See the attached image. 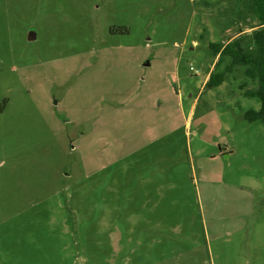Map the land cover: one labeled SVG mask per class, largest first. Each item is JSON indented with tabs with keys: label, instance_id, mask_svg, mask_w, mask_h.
<instances>
[{
	"label": "rangeland",
	"instance_id": "rangeland-1",
	"mask_svg": "<svg viewBox=\"0 0 264 264\" xmlns=\"http://www.w3.org/2000/svg\"><path fill=\"white\" fill-rule=\"evenodd\" d=\"M258 28L249 0H0V264H264L258 83H205Z\"/></svg>",
	"mask_w": 264,
	"mask_h": 264
},
{
	"label": "trees",
	"instance_id": "trees-1",
	"mask_svg": "<svg viewBox=\"0 0 264 264\" xmlns=\"http://www.w3.org/2000/svg\"><path fill=\"white\" fill-rule=\"evenodd\" d=\"M249 9L254 21L259 22V28L253 32L254 49L246 48L242 39H235L227 43H210L209 46L214 50L216 56L219 55V58L206 87H217L225 81V73L215 70L221 66L226 57H231L230 70L234 65L247 67L245 71L247 76L258 83L256 89H247L245 94L259 98L262 104L261 108L248 110L245 118L250 122H264V0H249Z\"/></svg>",
	"mask_w": 264,
	"mask_h": 264
},
{
	"label": "crops",
	"instance_id": "crops-1",
	"mask_svg": "<svg viewBox=\"0 0 264 264\" xmlns=\"http://www.w3.org/2000/svg\"><path fill=\"white\" fill-rule=\"evenodd\" d=\"M218 58H219V55H217L216 56V61L218 60ZM216 61H215V63H216ZM215 66V65H214ZM214 70V67H213V69H212V71ZM211 71V72H212ZM211 72H210V74H211ZM210 74L208 75V77L206 78V81H205V83H207V81H208V79H209V77H210Z\"/></svg>",
	"mask_w": 264,
	"mask_h": 264
},
{
	"label": "water",
	"instance_id": "water-1",
	"mask_svg": "<svg viewBox=\"0 0 264 264\" xmlns=\"http://www.w3.org/2000/svg\"><path fill=\"white\" fill-rule=\"evenodd\" d=\"M35 35H33L32 33L29 35V39H34Z\"/></svg>",
	"mask_w": 264,
	"mask_h": 264
},
{
	"label": "built area",
	"instance_id": "built-area-1",
	"mask_svg": "<svg viewBox=\"0 0 264 264\" xmlns=\"http://www.w3.org/2000/svg\"><path fill=\"white\" fill-rule=\"evenodd\" d=\"M191 70H193V71L195 70L194 66H191Z\"/></svg>",
	"mask_w": 264,
	"mask_h": 264
}]
</instances>
